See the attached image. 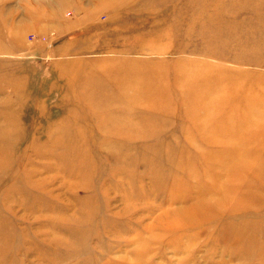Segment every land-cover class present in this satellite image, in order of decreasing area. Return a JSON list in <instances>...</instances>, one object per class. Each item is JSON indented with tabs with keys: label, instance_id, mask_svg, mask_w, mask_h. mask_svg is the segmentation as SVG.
I'll use <instances>...</instances> for the list:
<instances>
[{
	"label": "rangeland",
	"instance_id": "obj_1",
	"mask_svg": "<svg viewBox=\"0 0 264 264\" xmlns=\"http://www.w3.org/2000/svg\"><path fill=\"white\" fill-rule=\"evenodd\" d=\"M0 264H264V0H0Z\"/></svg>",
	"mask_w": 264,
	"mask_h": 264
}]
</instances>
